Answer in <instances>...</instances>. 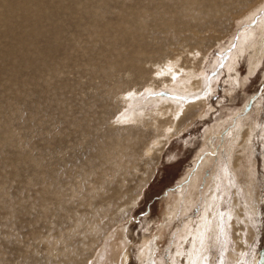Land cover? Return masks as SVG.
Listing matches in <instances>:
<instances>
[{
    "label": "rangeland",
    "instance_id": "374dc122",
    "mask_svg": "<svg viewBox=\"0 0 264 264\" xmlns=\"http://www.w3.org/2000/svg\"><path fill=\"white\" fill-rule=\"evenodd\" d=\"M8 1L9 0H5L4 2V0H0V10L2 9L0 11V14H1L0 15V28L1 29L5 28V30L0 29V41L2 42L0 43V56H1L0 59H2L0 61V79L3 81L2 82L0 80L1 82L0 83L1 85L0 94L2 95V96L0 95V104H1L0 110L2 109L0 111L1 112L0 113V129H1L0 135L3 133V135L0 136V138H3V141L2 139H0V151H1L0 152L1 154L0 155V158H1L0 159V164H1L0 165V178H1L0 180V198H1V201H0V264H104V263L105 264H144V262L146 261V258L144 259L142 257H139L140 255L139 252L142 251L141 247L143 246L144 242H150V243L153 242L156 235H158L159 229L161 227L164 228L165 230L163 231V237L162 239L155 240L154 242L155 247L153 248L155 250L154 254H151L152 250H150L148 259L151 257L152 262L150 264H158L157 261L161 258H163L164 264H170L168 263L170 260L167 255L169 252L168 248L171 247L170 243L174 239L172 238V233H175V232L178 233L180 229L184 227V225L182 224L187 222L189 219L192 221L196 220L199 217V214H201L200 210H202L203 204L205 203V199L203 200L202 198L203 197L206 198L205 194L207 193V190L205 189H208L206 188L208 187L207 186L208 184H210L209 185L210 187L212 186L211 184L212 178L210 179L212 175V170L215 166L216 161L218 163V159H221L223 157L224 151L226 150L225 149L226 140H227L226 138H228L230 133H232L233 125L236 124L237 122H240L242 124L241 120H243L244 128L243 127L241 128L242 129L241 134H240L241 136L239 137V141H238L239 143L237 142L236 147H238L237 150L240 152L239 148L241 146L239 144H241L242 136L246 134L245 129H247V131L250 132V135H249L250 138L248 137L249 145L248 144L246 145L247 146L246 149H248L249 151L246 150L243 153L240 152L241 154V157H240L239 152L235 149V151H237L238 154L236 152H233L234 154L231 155L230 157L231 163L228 162L229 164L228 171H229V174L231 175L230 179L233 182V186L237 184L239 188L238 197H239V202L241 206L240 207L241 210L239 212L240 218H242L243 220L245 218L244 221L241 220V222L238 223L239 225H236L237 229H234L233 231V228H231V230H229L230 232L229 235L231 238L230 244H232V246L230 245L232 251L229 247V252L238 254L237 258L241 259V261L236 260L239 262L236 263L235 261L234 263H232V261H229V257L227 256V254H224L223 264H235V263L236 264H258L261 258L263 257V253H264V54L261 57L260 63L257 66L256 70L252 74H249V71L251 69V66L249 65V63L252 62L251 61L252 54L253 55L256 54V51H255L257 48L256 44L259 42L257 39L258 35H255L256 40H254L255 36L253 38L254 41L252 40L255 49L254 47H249V46H248L249 48L246 47L245 48L246 50H244L243 53L240 55V57L236 59V64L234 68H232L229 72L225 69L226 65L228 64L229 58L231 59L232 56L236 54L238 55V50H237L238 49V39H239L238 37L240 36V33L243 31V29H246L247 31L250 29L251 31V28H252V31H253V28L255 26L254 22L255 23L258 22L259 21L258 19H260V17L262 16L261 10L260 11L258 10L257 12V10L254 8L256 6L254 2H256L257 0H254L251 3L250 1L252 0H232V1L231 0H184V1L183 0H165L166 1L165 3H164V0L162 1L161 0H151V1L148 0V2L147 0H131V1L128 0V2L129 1L130 2L129 3L127 2L126 3L127 5H125L124 3H120V4L118 3L117 5L115 0H106L108 3H111V7L115 5H116L115 7H117L113 10H110L111 13L112 12L115 13L117 12V10L120 11L121 10L120 8L126 9L128 7L126 9L127 12L125 10L124 11L121 10L122 14L125 17V19L122 17V23L120 22V20L118 19L116 20L115 19L116 17H114V19L107 20L108 22L106 21V19H102L103 21L105 20V22H107L106 25H105V22H103L102 20H99L98 22L97 21L93 22V25H90L87 22H84V25H82L83 23L79 24L77 27L74 25L75 28L70 25L73 24L74 18H76L77 15L73 16V13L69 11L70 9H73L75 7L76 3L81 2L80 5L81 4L84 5L87 1H89L86 3L87 5L85 4L86 8L87 6L93 9L94 7H96V9L98 10L102 9L105 12L106 5L104 4H106V1L96 0L95 2V0H79L78 2H76V0H73L74 6H70L72 5V2H71L72 0H67L66 1L67 3L65 2V0L64 2L63 0H58L59 2L56 0H39V1L38 0H29V1L21 0L23 3L20 0H16V1L10 0L9 1L10 3H8ZM97 1L98 2L100 1L99 2L100 4L103 3L101 4V7L99 6V3ZM112 2L114 4H112ZM63 3H65L64 4L65 10L62 9ZM143 3L144 4L146 3V4L143 5ZM249 3L251 5L253 4L254 5L253 6L248 5ZM59 4H62V5H59ZM31 5L33 6V8L31 7ZM10 6L12 8H10ZM27 6H30V8ZM195 6H196V9L194 8ZM249 6H251V8ZM21 7L23 8L24 12H27V11L28 12L27 13L22 12ZM252 8H254L255 10L252 11ZM35 9H37L36 11L38 13L33 12L35 11ZM139 10H142V11L140 12ZM13 11H15L14 12L15 15ZM106 11H109V10H106ZM234 11L236 13H234ZM44 12L47 14H45ZM41 13H42V16H41ZM117 13L119 16L122 15L119 12ZM132 13L134 14L136 13V15H140V16L137 17L135 15L136 17L134 16L135 17L134 18ZM233 13L236 16L234 17V19H231L230 16H233ZM28 14H31V15H28ZM142 15H143V18H145V20L142 18ZM62 17H66V20L64 22L62 20ZM129 17L133 20L134 23ZM228 17L230 18V20ZM247 17L250 19H248ZM77 18L79 17L77 16ZM44 19L47 22H45ZM241 19L243 21H241ZM40 20L46 23L47 25L49 24V26H47V28H44V29L41 28L42 29L41 30L40 28H38V23L39 25L41 24L39 22ZM112 20L115 26H113L114 24L111 22ZM139 20L141 21V24ZM115 21H117V23ZM118 22L120 23L121 26H119ZM126 22L127 24H125ZM143 22L146 24H144ZM25 23L26 25H24ZM27 23L29 25H27ZM109 24L111 25V27ZM130 24H133V25L130 26ZM79 27L82 28L83 32L87 29H88V32L91 31V29L99 32L101 35L100 34L99 35L97 34V35L100 36V38L97 35L96 36L94 35L93 37L92 34H87L88 36L78 35L77 34L78 31L76 30H79V32H82L81 29H78ZM127 27L129 28L127 29ZM144 27L146 28L144 29ZM71 28H73L72 31H70ZM106 28H108L110 32ZM123 28H126L127 30L125 31V29ZM130 28L133 30H130ZM135 28L136 30L137 28L138 30L142 28L139 31L140 32L139 35L141 36L137 35L138 30L136 31ZM102 29H104L105 31L104 30L102 31ZM43 30L44 32L46 30V32L44 33ZM118 30L119 32L121 31V33H119ZM210 30H213V35L215 34V32L219 31V33L218 32L216 33L219 35H215L210 38L209 37L210 34H208ZM104 32L107 33V35ZM113 32L115 33V35L112 34ZM130 32L131 33L133 32V34H131ZM43 33L46 36L47 41H45L44 50H41L39 48L40 47L39 45L41 44H34L32 43V40L34 39L35 36L38 37V35H42ZM75 33L77 35H75ZM145 33H147V37ZM254 33L256 34V31H254ZM2 34L3 35L5 34L4 37ZM108 34H109V38H108ZM122 34L123 35L127 34V36H123V38L125 37L124 39L128 37L129 40L126 39L127 42L126 40L122 38L121 36ZM103 35L107 37L104 38ZM6 36L9 38H7ZM18 36L20 37L18 38ZM118 36H120L121 38ZM79 37L82 39H80ZM5 38H7L10 42H8V40ZM95 38L98 40H96ZM119 38L121 42L118 41ZM135 39L136 41L138 39V42L141 41L142 44L141 43L139 44L138 42L136 43ZM5 40H7L6 43L4 42ZM93 41L94 42L97 41V42H95L94 44ZM103 41H105L106 43ZM108 41L109 43H107ZM122 41L124 43L126 42L127 44L126 43L122 44ZM144 41L147 42L148 45ZM252 41L250 42L252 43ZM255 41H258V42H255ZM85 42H86V45H85ZM88 42H89V47H87ZM99 43H101V45H99ZM103 43L106 45H104ZM251 43L249 45H251ZM73 44H75V46ZM77 44H81L82 46L78 45L79 46L78 48ZM111 44L114 45L113 49L110 46ZM18 45L19 47H17ZM20 45L22 47H20ZM64 45H66V47L68 45H72V46H68L66 48ZM136 45L139 48L140 47L141 48L138 49ZM52 46H54V48ZM91 46H92V50L90 49ZM101 46L103 47V49ZM119 46L120 47L122 46L121 49L118 48ZM149 46H151L150 49H149ZM82 47H85L86 49L84 48V50H82L83 49ZM142 47L145 49V51L141 50ZM70 48H71V51H70ZM106 48L108 49L111 48V49L108 50ZM66 49L70 51V53L73 52L72 50L75 49L74 50L75 52H73L70 55ZM89 49L91 52H93V54L89 51ZM137 49L138 51L139 50L140 51L138 52ZM247 49H248V52H247ZM134 50L135 52L137 51V53H135ZM146 50H147V53H146ZM102 51H103V54H102ZM106 51H110V52L107 53ZM81 52H83L84 54ZM94 52H96L98 55ZM122 52L125 53V55H123ZM117 53L119 57L117 56ZM89 54L90 55L95 54L96 56L94 58L96 60L93 59V56L91 57ZM101 54L103 55V57ZM107 54L110 55L111 59L108 58L109 55ZM130 54H132L131 58H130ZM80 55L81 56L85 55V57L82 58ZM21 56L22 58H20ZM141 56H143L144 59H142ZM14 57H16V59ZM32 57L35 59H33ZM98 57L101 59H99ZM133 57L135 61V62L133 61L134 63L132 62ZM147 58H149V60ZM157 59H160V61L158 62ZM14 60H16L17 63ZM79 60L81 61V63L79 62ZM139 60L140 61L143 60V63L140 62ZM75 62H77L76 63L77 65L75 64ZM214 62L216 63L214 64ZM130 63L132 64V67ZM151 63L153 64V66ZM95 64L98 66H96ZM29 65H30V68H29ZM59 65L61 67H59ZM92 66H96V68ZM101 66H104L107 68L106 69L103 67L104 70L108 74H102L98 72L97 67H101ZM122 66L123 67L127 66V67L125 69ZM211 66L214 68H211ZM25 67L28 68L30 72L27 69H25ZM31 67H33L32 70H31ZM119 67L120 69L121 68L125 69L124 71L123 69H121L123 73L122 71H120V69H117ZM130 67L132 69H130ZM21 68L22 70H20ZM71 68L73 69L76 68V69L71 70ZM83 68H86V69H83ZM148 68H150L149 71H148ZM11 69L12 70L14 69V70L12 71ZM193 69H195L194 76L196 79L195 80L196 83L201 81L200 79L205 76L206 78H209V79L212 78L214 80V81L212 80L213 84L210 85L212 89L210 90V93L207 94V105L205 106V109L203 110L204 112H206V114L203 115V113H199L198 110L202 109L200 105H199L200 107H194L192 109V110H195L194 114H192V116L190 115V117H185V119L180 123V125L178 124L177 128L179 129L178 131H176V134L174 133V135H172L171 137L167 136L165 141L163 140L162 143L157 142L158 141L157 138L163 139L164 137L162 138V136H164V134L161 135L160 130L157 131L156 126L151 124L152 121L150 118L152 117H150L149 115V110L153 109L152 105H150L151 107L144 105L143 106L144 108L143 109L141 108L142 110H144L143 113L140 115L138 119H136L135 116L139 114L138 111L140 109L136 113L134 112V115L131 114L133 112H128L129 113L128 114L126 112L128 105H125L127 102V97L130 94H133L135 95V97L137 95L136 98L141 99L143 96H145V94L143 93V90L146 89L147 87L153 88L154 91H157L156 88L160 90L162 88H165L162 85L163 83L166 84L167 82V84L169 83L174 84L175 82L174 75L177 77V79H179L181 75L186 76L188 75L187 71L193 70ZM82 70L83 71L85 70L84 72L87 73L85 76H83L85 73H83ZM112 70L114 71V74ZM142 70L145 71L146 73L143 72ZM215 70L217 72L219 71L218 74H216ZM165 71H166V74H161ZM75 72H77L76 76H73L75 75L74 74ZM89 72L91 75L88 74ZM96 72L98 73L97 76H96ZM134 72H136L135 73L136 76ZM203 73L205 74V76H203ZM69 74L71 75L70 77H69ZM109 74L111 76H109ZM27 75L28 77H30V79L26 77ZM92 75L94 77L96 76L94 82L93 81L90 82L91 80L89 81V79L92 78ZM21 76L23 77V79ZM5 77H9V78L7 79ZM75 77H77L78 79ZM94 77L92 78V80L94 79ZM118 77L120 78L117 79ZM233 77H236L237 81H239L240 84L238 87L232 86L231 85L232 83L229 82L233 79ZM83 78L88 79V81ZM105 78L107 79V82ZM25 80L28 82H26ZM114 80L115 81L117 80L118 82L113 83L112 81ZM150 80L153 83H151ZM193 80L194 79L190 80V83H193ZM103 81L104 83H102ZM9 82H12V83H9ZM22 82L24 84H22ZM87 83L91 85H88ZM13 84H14V87H13ZM21 85H24V86L26 85L25 86L26 88ZM36 85L39 86V89ZM120 85L122 86V88ZM31 86H33L34 88ZM79 86L81 87V90ZM1 87L2 89L5 88L6 90L5 91L4 89L2 90ZM170 88L174 90L172 87ZM174 88L176 89V86H174ZM8 89L10 90L8 91ZM27 89L28 91H30L31 96L28 94L29 93L28 91L26 92ZM42 89L45 90L46 92L43 91ZM60 89H62V91ZM100 89H102L101 93H100ZM16 90H18V92H16ZM33 90L34 91L37 90V91L33 92ZM63 91H64L63 94L65 95L64 98L62 97L63 94L61 93ZM85 91H87L88 93ZM112 91L114 95H111ZM22 93L26 94L27 97H25V95L23 96ZM35 94L39 96H35ZM154 94L155 93H153V95ZM19 95L21 98L19 97ZM109 95H111V97ZM22 96L25 97V99L22 98ZM43 96L46 99H44ZM113 96H116V97H113ZM8 97L10 98L8 99ZM28 97H30L29 100H28ZM112 97L113 99H110ZM41 98L44 100H42ZM107 98H109L111 101ZM21 99H22V104H21ZM79 99L82 101H80ZM12 100L13 101L15 100L14 101L15 104H18V103L20 104L15 105ZM27 100L28 102L25 103ZM105 101L107 102L109 101V102L107 103ZM2 104L4 106H2ZM31 104H33L32 105L33 107H31ZM138 106L139 105H137L136 107ZM78 107L79 109L80 107L81 109H85L86 112L84 110H80L81 112L80 111L78 112L77 111L79 110ZM31 108L32 110H30ZM147 108L149 110H147ZM18 109L22 111L19 112ZM23 109H25L27 112ZM123 111L125 113H123ZM11 112H12V115H11ZM140 112L142 111L140 110ZM144 112H146L145 118L143 116L145 114ZM79 113L81 114V116ZM44 114H46V116ZM15 115L17 116L15 117ZM23 115H25L26 117ZM130 115H132L133 118ZM117 116L118 117L120 116V117L118 118ZM181 117L182 116H180L178 120ZM3 119H6V121L4 122ZM46 119L50 120V122L47 121ZM157 120L159 121V118H157ZM9 121H11L10 124H7V122ZM14 121L18 124L17 125L15 123V126L17 125L18 127L17 130L13 124ZM31 121L35 122L36 125L34 123H31ZM113 122H114V125L112 126ZM134 122L136 124H134ZM52 123L55 125H52ZM146 123L148 125H152V128L151 126H142V125H147ZM78 124L79 125L82 124V125L79 126ZM25 125L27 126V128H25ZM159 125L167 126V121L163 120L162 122H160ZM128 129L130 130V132L128 131ZM77 130H79V132ZM123 133L125 136L121 135ZM91 135L93 136V138H90L92 137ZM167 138H168V141H166ZM210 138H212V141L213 140L214 141L212 143V146L209 147L207 144L209 142L208 139ZM206 145L209 150L211 149L215 150V156H213V158L207 164L208 167L202 164L205 158V153H209V152H206L204 149ZM109 146L112 148H110ZM101 147L103 148V153L101 151L102 150ZM215 147L218 149H216ZM107 148L109 149L110 152L107 150ZM77 150H78V153H77ZM100 151L104 157L106 155L105 152L107 151L106 152L107 158L105 157V160H103L104 158L100 154ZM24 154H25V158L28 159L29 161H26V159L24 158ZM1 156L3 157L5 156L4 159H2L3 157ZM60 159L63 160L62 162H59V164H62V167H60L58 164V160ZM110 160H112L113 162ZM221 160H220V166L223 163V161L226 162V160H223V161ZM8 161H9V164H8ZM98 161L99 163H97ZM101 163H103L105 166L102 165ZM236 164L240 165L242 169L250 170V172L246 173L248 175V176L246 175L247 178H243L241 174H239L240 177L238 176L239 178L238 183L235 182V178L237 175L235 174L234 168ZM14 165H16V167ZM20 165H22V167H20ZM6 166L8 167L6 168ZM92 166L95 167L94 170L92 169L93 168ZM26 167H28L29 169ZM107 167L109 168V170L105 172V169ZM198 167H201V169ZM20 168L23 171V173L20 170ZM119 168H123V169L119 170ZM12 169H15V170H12ZM98 169L99 171H97ZM124 169L126 172L123 171ZM102 171L103 173H101ZM114 171H116L117 174ZM188 176H190V179H188ZM195 176L198 177L199 179L195 186L197 188L200 187L197 189L198 191H196V188L193 191V192L195 191L197 192V194H195L196 192L193 193L195 208L192 207L193 210H191L187 214V216L182 217V218L179 216L180 214L178 211L177 212L179 214V215L177 214L178 219L172 221L173 223L170 226L166 225L167 224L166 216H168V213L170 211L168 207L174 204L173 201L176 200L175 203L179 205L180 203H184L185 201L190 200V196L193 195L191 194L192 191H191V188L189 187V184H187V181L191 182L193 180V177ZM91 177L92 178L94 177V178L92 179ZM14 179L15 181H13ZM89 179L90 181L88 182ZM94 179L97 180L96 184L101 182L100 180L109 181L110 183L113 182V185H111L110 190L105 189V191H103V198L101 199L103 204H101V206L100 205L95 206L96 202H98V200H100L101 198L100 197L101 193H99L97 195L98 198L94 200H92L93 198L92 196L85 195V194L90 193V191L93 189V185L94 186L96 185ZM244 179H247L249 181L248 182L249 184L247 185L248 187H250L249 185L251 184L250 188L252 189V192L254 193V196L253 194L252 196L256 200V208L255 210H253L254 213L251 215L249 214L252 212L249 208L250 206L248 204V200L245 197L244 191H242ZM251 181H253V183ZM17 182L19 186L16 185ZM24 182H26L25 185H24ZM88 183L90 184V186L88 185ZM6 186L7 188L9 186V188L7 189ZM181 188L182 190H180ZM116 190L122 193L121 200L116 199V194H115ZM74 191H75V194H74ZM82 192H86V193H82ZM187 192L188 194H186ZM252 192L250 191L249 194H251ZM174 194L175 195L177 194V195L175 196ZM5 197L7 200L5 199ZM175 197L177 198L175 199ZM77 198L78 200H76ZM13 199L15 200L13 201ZM68 201H69L70 206H67ZM45 202H47L46 203L47 205L45 204ZM56 202L58 205H56ZM199 202L201 203L199 204ZM133 203L135 204L132 206ZM63 204H65V206ZM51 205H54V206H51ZM73 205H74V208L72 207ZM226 205H228V203L226 202L221 204V208L223 211L229 207V205L228 206ZM91 207L92 208L94 207V209H91ZM123 207L124 208L126 207L127 209L126 208L124 209ZM88 208H90L91 211ZM120 208H123V213L118 214L119 213L118 209L120 210ZM176 210H179V208ZM46 212L47 214H45ZM76 212L78 214H76ZM114 213L116 214V216H114L115 215ZM247 213L249 214V216H252V215L253 216L249 218ZM41 215H44L45 217ZM104 217L106 218L103 219ZM81 218L85 222L83 221L82 223ZM61 224L63 226H60ZM93 224H99V227L101 230L99 229V234H98V237L96 238V241L91 243L86 240V237H89L92 235L91 232L88 231V228L91 227ZM65 225L69 226L70 228L68 227L69 228L68 229ZM101 226L103 228H101ZM231 226L233 225L231 224ZM72 228H73L72 231L74 232H71ZM113 230H118V232H115L118 235L116 234L117 236L114 238V240L109 242V245H113V247L115 244V249L112 250L113 252L108 255L105 252V249L107 248H105L104 246L105 244L104 239L108 237V235L111 234ZM237 230H239L242 233V237H240V240L242 241H241V244H239V247L237 246L238 242L236 244L235 240L233 239V237L237 233ZM243 235H244V238H243ZM78 237L80 241L79 242L80 246L85 247V248L80 249L81 251H83L79 255L80 259L75 256L74 257L70 256L77 248L76 245L78 243V240H77ZM60 239L63 240L64 242L63 244H61ZM233 240L234 242H232ZM118 241L119 242L122 241V243L119 244ZM213 243H214L213 240H211L210 243L208 244V247H209L208 252H207L208 261L213 260V264H219V261L221 259L219 256L220 251L217 250V248L214 246ZM117 244H119L118 246L119 248L117 247ZM190 245H191V240L190 241L187 240L185 244L180 246L181 248L183 247L181 251L183 250L184 252L182 251L179 256L178 255L176 256L178 260L177 264H185L187 261H190V260L196 262V255H195L196 253L193 256H189L187 258V256L190 255L189 253ZM121 250H122V253H121ZM243 251H244V254H242ZM239 255H244V256L240 258L241 256ZM96 257L98 259H96ZM198 259H200V257ZM67 261L69 262L67 263ZM263 261H264V258H263ZM262 264H264V262Z\"/></svg>",
    "mask_w": 264,
    "mask_h": 264
},
{
    "label": "bare ground",
    "instance_id": "6f19581e",
    "mask_svg": "<svg viewBox=\"0 0 264 264\" xmlns=\"http://www.w3.org/2000/svg\"><path fill=\"white\" fill-rule=\"evenodd\" d=\"M10 1V0H9ZM8 1V3H10ZM16 1V0H15ZM21 1V0H20ZM27 1V0H26ZM29 1V0H28ZM39 1V0H38ZM56 1H58V0H56ZM67 0H65V2H66ZM79 0H76V2H78ZM104 1H106V0H104ZM131 1V0H130ZM129 1V2H130ZM149 1H151V0H149ZM162 1V0H161ZM184 1V0H183ZM232 1V0H231ZM254 0H252V1H250V3L251 2H253ZM4 2H5V0H4ZM12 2V1H11ZM22 2V1H21ZM36 2V1H35ZM59 2V1H58ZM63 2H64V0H63ZM72 2V5H70V6H74V2H73V0L71 1ZM84 2V1H83ZM87 2H89V1H87ZM86 2V3H87ZM91 2V1H90ZM94 2V1H93ZM95 2H96V0H95ZM98 2V1H97ZM100 2V1H99ZM98 2V3H99ZM115 2L117 3V5H118V3L120 4V3H124L125 5H127L126 3L128 2V0H115ZM128 2V3H129ZM147 2H148V0H147ZM146 2V3H147ZM166 1L164 0V3H165ZM16 3V2H15ZM23 3V2H22ZM67 3V2H66ZM80 3L81 2H78V3H76V5H75V7L73 8V9H70V11L69 12H71V13H73V16H78L79 18H77V16H76V18H74V21H73V24L72 25H70V26H73L74 27V25L77 27L79 24H82V25H84V22H87L88 24H90V25H93V22H95V21H99V20H102V19H106V21L107 20H109V19H114V17H116L115 19L117 20H120V22L122 23V17L125 19V17H124V15L122 14V11L121 10H125L126 11V9L128 8L127 6V8L126 9H122V8H120L121 10V12L120 11H118L117 10V12H119V13H121L120 15L121 16H119L118 15V13L117 12H115V13H111L110 12V10H113V9H115V8H117V7H115V6H112L111 7V3H108L107 1H106V4H104V5H106V10H109V11H106L105 10V12L102 10V9H96V7H94V9L93 8H91V7H88L87 6V8L85 7V4L83 5V4H81L80 5ZM115 3V4H116ZM136 3V2H135ZM145 3V4H146ZM248 4V5H251V4ZM255 3V9L257 10V12H258V10L260 11L261 10V14H262V16L260 17V19H258L259 21L258 22H254V24H255V26H254V28H253V31H252V28H251V31H250V29L247 31L246 29H243V31L240 33V36L238 37L239 39H238V55L236 54V55H234V56H232V58L230 59L229 58V61H228V64L226 65V67H225V69L229 72L232 68H234V66H235V64H236V59L238 58V57H240V55L243 53V51L244 50H246L245 48L246 47H254V44H253V41L254 40H256V36L255 35H258L257 36V39H258V41H255V42H258L257 44H256V54H252V58H251V63H249V65L251 66V69H250V71H249V74H252L255 70H256V68H257V66L259 65V63H260V59H261V57L263 56V54H264V0H257L256 2H254ZM3 4V3H2ZM17 4H19V3H17ZM31 4V3H30ZM64 4L65 3H63V7H62V9H64ZM101 4H103V3H101ZM101 4L99 3V6L101 7ZM112 4H114L113 2H112ZM144 3H143V5H145ZM4 5H5V3H4ZM27 5V4H26ZM33 5V4H32ZM31 5V7L33 8V6ZM56 5V4H55ZM58 5V4H57ZM59 5H62V4H59ZM67 5V4H66ZM65 5V6H66ZM87 5V4H86ZM90 5H91V3H90ZM134 5V4H133ZM136 5V4H135ZM142 5V4H141ZM148 5V4H147ZM194 5V4H193ZM254 5V4H253ZM253 5H251V6H253ZM17 6V5H16ZM41 6V5H40ZM43 6V5H42ZM140 6V5H139ZM138 6V7H139ZM251 6H249L250 8H251ZM27 7H29L30 8V6H27ZM36 7V6H35ZM34 7V8H35ZM38 7H39V5H38ZM132 7V6H131ZM142 7V6H141ZM190 7H191V5H190ZM248 7V8H249ZM10 8H12L11 6H10ZM28 8V9H29ZM60 8V7H59ZM123 8H125V7H123ZM195 9H196V6L194 7ZM254 8H252V11L253 10H255ZM21 9H22V12H24L23 11V8L21 7ZM44 9V8H43ZM132 9V8H131ZM135 9V8H134ZM189 9V8H188ZM198 9V8H197ZM2 10V9H1ZM0 10V11H1ZM25 10V9H24ZM37 9H35V11H33V12H36V13H38L37 11H36ZM65 10V9H64ZM136 10V9H135ZM192 10H193V8H192ZM245 10V9H244ZM67 11V10H66ZM140 12L142 11V10H139ZM190 11H191V9H190ZM15 11H13V13H14ZM28 12V11H27ZM27 12H24V13H27ZM30 12V11H29ZM127 12V11H126ZM133 12V11H132ZM242 12V11H241ZM3 13V12H2ZM45 13V12H44ZM43 13V14H44ZM190 13V12H189ZM195 13V12H194ZM234 13H236L235 11H234ZM234 13H233V16H230V18L231 19H234V17L236 16V15H234ZM252 13V12H251ZM250 13V14H251ZM45 14H47V13H45ZM67 14V13H66ZM65 14V15H66ZM129 14V13H128ZM138 14H139V12H138ZM1 15V14H0ZM8 15V14H7ZM14 15H15V13H14ZM28 15H31V14H28ZM40 15V14H39ZM64 15V14H63ZM132 15H133V17L136 15V13L134 14V13H132ZM145 15V14H144ZM232 15V14H231ZM38 16V15H37ZM41 16H42V13H41ZM46 16V15H45ZM137 17L138 16H140V15H136ZM135 16V17H136ZM148 16V15H147ZM217 16V15H216ZM21 17V16H20ZM134 17V18H135ZM145 17V16H144ZM194 17H195V15H194ZM254 17V16H253ZM2 18V17H1ZM15 18V17H14ZM18 18V17H17ZM23 18V17H22ZM36 18V17H35ZM45 18V17H44ZM60 18V17H59ZM69 18V17H68ZM126 18H127V16H126ZM130 18V17H129ZM142 18H143V15H142ZM229 18V17H228ZM230 18H229V20H230ZM248 18V17H247ZM34 19V18H33ZM131 19V18H130ZM129 19V20H130ZM144 20H145V18H143ZM239 19V18H238ZM245 19V18H244ZM248 19H250V18H248ZM62 20H63V22L66 20V17H62ZM70 20V19H69ZM82 20H84V21H82ZM128 20V21H129ZM132 20V19H131ZM143 20V21H144ZM197 20V19H196ZM228 20V19H227ZM247 20V19H246ZM24 21V20H23ZM44 21H45V19H44ZM103 21V20H102ZM140 21V20H139ZM241 21H243L242 19H241ZM245 21V20H244ZM4 22V21H3ZM7 22V21H6ZM11 22V21H10ZM32 22V21H31ZM41 24L39 25V23H38V28H47V26H49V24L47 25L46 23H44L43 21H39ZM45 22H47V21H45ZM50 22V21H49ZM58 22H60V21H58ZM71 22V21H70ZM103 22H105V20L103 21ZM108 22V21H107ZM107 22H105V25H106V23ZM112 23H113V20L111 21ZM111 22H109V23H111ZM116 23H117V21H115ZM132 22H133V20H132ZM158 22V21H157ZM252 22V21H251ZM8 23V22H7ZM92 23V24H91ZM119 23V22H118ZM129 23H131V22H129ZM134 23V22H133ZM144 23V22H143ZM142 23V24H143ZM199 23H200V21H199ZM201 23H203V22H201ZM247 23V22H246ZM65 24V23H64ZM67 24H69V23H67ZM100 24H101V22H100ZM114 24V23H113ZM112 24V25H113ZM124 24V23H123ZM125 24H127V22L125 23ZM124 24V25H125ZM140 24H141V21H140ZM144 24H146V23H144ZM245 24V23H244ZM3 25H4V23H3ZM24 25H26V23L24 24ZM27 25H29L28 23H27ZM87 25V24H86ZM97 25V24H96ZM95 25V26H96ZM102 25H103V23H102ZM110 25V24H109ZM123 25V26H124ZM131 25H133V24H130V26ZM250 25H252V24H250ZM69 26V27H70ZM113 26H115V24L113 25ZM119 26H121L120 25V23H119ZM202 26V25H201ZM35 27V26H34ZM53 27V26H52ZM55 27V26H54ZM83 27V26H82ZM89 27V26H88ZM92 27V26H91ZM103 27H105V26H103ZM102 27V28H103ZM110 27H111V25H110ZM140 27V26H139ZM138 27V28H139ZM50 28V27H49ZM75 28V27H74ZM109 28V27H108ZM108 28H106V29H108ZM121 28V27H120ZM129 27H127V29H128ZM132 28V27H131ZM130 28V30H133V29H131ZM138 28H137V30H138ZM143 28V27H142ZM142 28H140V30L142 29ZM146 27H144V29H145ZM1 29V28H0ZM3 29V28H2ZM1 29V30H2ZM36 29V28H35ZM68 29H70V28H68ZM78 29H81V31L82 32H79V30H76V31H78L77 32V34L78 35H85V36H88L87 34H92L93 35V37H94V35L96 36L97 34L99 35L100 33L99 32H97V31H95V30H92L91 28H89V29H91V31H89L88 32V29L87 30H85L84 32H83V30H82V28H78ZM123 29H125V31L127 30L126 28H123ZM143 29V30H144ZM3 30H5V28L3 29ZM42 30V29H41ZM56 30V29H55ZM73 30V28H71V30L70 31H72ZM97 30V29H96ZM104 29H102V31H103ZM109 30V29H108ZM122 30V29H121ZM135 30H136V28H135ZM136 30V31H137ZM140 30H138V32L140 31ZM142 30V31H143ZM7 31V30H6ZM27 31V30H26ZM75 31V32H76ZM86 31H87V33H86ZM105 31V30H104ZM112 31H114V30H112ZM216 31V30H215ZM254 31H256V34L254 33ZM21 32V31H20ZM43 32H44V30H43ZM45 32H46V30H45ZM44 32V33H45ZM49 32V31H48ZM53 32V31H52ZM58 32V31H57ZM109 32H110V30H109ZM118 32H119V30H118ZM137 32V35H139L140 34V32L138 33ZM147 32H149V31H147ZM218 33H219V31H217ZM217 32H215V34L213 35V30H210L209 32H208V34H210L209 35V37L211 38V37H213V36H215V35H219V34H216ZM4 33H6V32H4ZM28 33V32H27ZM44 33L42 34V35H38V37H34V39L32 40V43H34V44H41V45H43V46H41V45H39L40 47V49L41 50H44V48H45V41H47L46 40V36L44 35ZM69 33V32H68ZM105 33V32H104ZM119 33H121V31L119 32ZM124 33V32H123ZM126 33V32H125ZM131 33V32H130ZM136 33V32H135ZM8 34V33H7ZM48 34V33H47ZM76 33H75V35H77ZM106 35H107V33H105ZM112 34H114L115 35V33L113 32ZM116 34H117V32H116ZM131 34H133V32L131 33ZM142 34V33H141ZM146 34V37H147V33H145ZM221 34V33H220ZM3 35V34H2ZM5 35V34H4ZM4 35H3V37H4ZM14 35V34H13ZM17 35V34H16ZM97 35V36H98ZM101 35V34H100ZM130 35V34H129ZM144 35V34H143ZM142 35V36H143ZM10 36V35H9ZM104 36V35H103ZM122 36V38H123V36H127V34H125V35H121ZM139 36H141V35H139ZM145 36V35H144ZM143 36V37H144ZM254 36H255V38H254ZM7 37V36H6ZM12 37V36H11ZM20 36H18V38H19ZM81 37V36H80ZM79 37V38H80ZM90 37H91V35H90ZM99 38H100V36H98ZM102 37V36H101ZM107 37V36H106ZM105 36H104V38H106ZM118 37H120V36H118ZM195 37V36H194ZM7 38H9V37H7ZM7 38H5V39H7ZM13 38V37H12ZM15 38H16V36H15ZM53 38V37H52ZM82 38H83V36H82ZM82 38H80V39H82ZM85 38V37H84ZM97 38V37H96ZM95 38V39H96ZM103 38V39H104ZM108 38H109V34H108ZM121 38V37H120ZM120 38H119V40L118 41H120L121 42V40H120ZM125 38V37H124ZM123 38V39H124ZM151 38V37H150ZM253 38H254V40H253ZM54 39V38H53ZM93 39V38H92ZM91 39V40H92ZM116 39V38H115ZM126 39H128V37L126 38ZM126 39H124V40H126ZM141 39V38H140ZM3 40V39H2ZM8 40V39H7ZM7 40H5L4 42L6 43V41ZM55 40V39H54ZM84 40V39H83ZM82 40V41H83ZM94 40V39H93ZM96 40H98V39H96ZM105 40V39H104ZM129 40V39H128ZM144 40V39H143ZM143 40H142V42H143ZM253 40V41H252ZM34 41V42H33ZM60 41V40H59ZM78 41H79V39H78ZM81 41V42H82ZM135 41H136V39H135ZM140 41V40H139ZM148 41V40H147ZM250 41H252V43L250 42ZM8 42H10L9 40H8ZM7 42V43H8ZM49 42V41H48ZM61 42V41H60ZM90 42V41H89ZM89 42H88V46L87 47H89ZM94 42V41H93ZM95 42H97V41H95ZM95 42H94V44H95ZM100 42V41H99ZM103 42H105V41H103ZM119 42V43H120ZM126 42H127V40H126ZM125 42V43H126ZM138 42V39H137V41H136V43ZM145 42V41H144ZM0 43H2L1 41H0ZM14 43V42H13ZM21 43V42H20ZM47 43V42H46ZM66 43V42H65ZM71 43V42H70ZM69 43V44H70ZM74 43V42H73ZM78 43V42H77ZM80 43V42H79ZM83 43V42H82ZM92 43V42H91ZM106 43V42H105ZM107 43H109V41L107 42ZM111 43V42H110ZM113 43V42H112ZM123 41H122V44H125ZM131 43V42H130ZM139 44L141 43V41L140 42H138ZM146 44H147V42H145ZM251 43V45H249ZM49 44V43H48ZM55 44V43H54ZM67 44H68V42H67ZM76 44V43H75ZM75 44H73L74 46H75ZM104 44V43H103ZM115 44V43H114ZM127 44V43H126ZM138 44V45H139ZM142 44V43H141ZM145 44V45H146ZM28 45V44H27ZM78 45H80V46H82L81 44H77V47L79 48V46ZM85 45H86V42H85ZM99 45H101V43H99ZM104 45H106V44H104ZM148 45V44H147ZM146 45V46H147ZM55 46V45H54ZM54 46H52L53 48H54ZM65 47H66V45H64ZM64 46H63V48H64ZM68 46H72V45H68ZM67 46V47H68ZM74 46H73V48H74ZM84 46V45H83ZM111 46V48L113 49L114 47V45L113 44H111L110 45ZM125 46V45H124ZM128 46V45H127ZM145 46V47H146ZM17 47H19V45L17 46ZM20 47H22L21 45H20ZM29 47V46H28ZM27 47V48H28ZM31 47V46H30ZM47 47H48V45H47ZM66 47V48H67ZM76 47V48H77ZM102 47V46H101ZM100 47V48H101ZM122 47V46H121ZM121 47L119 46L118 48H120L121 49ZM136 47L138 48V49H140L137 45H136ZM136 47H135V49H136ZM150 47L151 46H149V49H150ZM248 47V48H249ZM81 48V47H80ZM83 49L82 50H84V48L85 47H82ZM105 48V47H104ZM111 48H109V49H111ZM126 48V47H125ZM20 49V48H19ZM48 49V48H47ZM46 49V50H47ZM86 49V48H85ZM91 50H92V46H91V48H90ZM90 49H89V51H90ZM102 49H103V47H102ZM106 49H108V48H106ZM108 49V50H109ZM138 49H137V51H138ZM253 49V48H252ZM251 49V50H252ZM254 49H255V47H254ZM17 50V49H16ZM36 50V49H35ZM67 50V49H66ZM75 50V49H74ZM74 50H72L73 52H75ZM81 50V49H80ZM97 50H99V49H97ZM126 50V49H125ZM141 50H144L145 51V49L142 47V49ZM250 50V51H251ZM24 51H26V50H24ZM23 51V52H24ZM68 51V50H67ZM70 51H71V48H70ZM70 51H68L69 52V54L71 55L73 52H71L70 53ZM77 51V50H76ZM94 51V50H93ZM111 51V50H110ZM110 51H106L107 53L108 52H110ZM116 51V50H115ZM119 51V50H118ZM137 51L135 52V50H134V52L135 53H137ZM140 51V50H139ZM138 51V52H139ZM18 52H20V51H18ZM66 52V51H65ZM84 52V51H83ZM83 52H81V53H83ZM91 52V51H90ZM89 52V53H90ZM247 52H248V49H247ZM92 54H93V52H91ZM90 53V54H91ZM94 53H96V52H94ZM112 53V52H111ZM120 53V52H119ZM123 53V52H122ZM130 53H132V52H130ZM142 53V52H141ZM145 53V52H144ZM146 53H147V50H146ZM255 53V52H254ZM14 54V53H13ZM16 54H18V53H16ZM31 54V53H30ZM35 54V53H34ZM68 54V55H69ZM74 54H76V53H74ZM84 54V53H83ZM82 54V55H83ZM89 54V55H90ZM97 54V53H96ZM102 54H103V51H102ZM101 54V55H102ZM106 54V53H105ZM110 54V53H109ZM109 54H107V55H109ZM129 54V53H128ZM250 54V53H249ZM248 54V55H249ZM2 55V54H1ZM25 55V54H24ZM33 55V54H32ZM65 55V54H64ZM69 55V56H70ZM87 55V54H86ZM98 55V54H97ZM123 55H125V53H123ZM131 55L132 54H130V58H131ZM133 55H135V54H133ZM140 55V54H139ZM146 55V54H145ZM245 55V54H244ZM11 56V55H10ZM26 56V55H25ZM29 56V55H28ZM68 56V57H69ZM79 56V55H78ZM81 56V55H80ZM91 57L93 56V59H95L94 57L96 56L95 54L94 55H90ZM117 56H118V53H117ZM129 56V55H128ZM148 56V55H147ZM1 57V56H0ZM8 57V56H7ZM35 57V56H34ZM75 57V56H74ZM82 58L83 57H85V55L84 56H81ZM102 57H103V55H102ZM119 57V56H118ZM138 57V56H137ZM142 57V59H144L143 58V56H141ZM15 59H16V57H14ZM20 58H22V56L20 57ZM26 58V57H25ZM28 58V57H27ZM33 58V57H32ZM36 58V57H35ZM35 58H33V59H35ZM61 58H62V56H61ZM80 58V57H79ZM99 58V57H98ZM97 58V59H98ZM108 58H110V55H109V57ZM126 58V57H125ZM128 58V57H127ZM151 58V57H150ZM249 58V57H248ZM11 59V58H10ZM10 59H8V60H10ZM40 59V58H39ZM69 59V58H68ZM92 59V58H91ZM99 59H101V58H99ZM98 59V60H99ZM111 59V58H110ZM110 59H109V61H110ZM133 59V60H132ZM131 60H132V62L134 61V57L132 58ZM148 60H149V58H147ZM2 59H0V61H1ZM7 60V61H8ZM12 60H13V58H12ZM72 60V59H71ZM71 60H69V61H71ZM96 60V59H95ZM97 60V61H98ZM113 60V59H112ZM122 60V59H121ZM124 60V59H123ZM137 60H138V58H137ZM151 60V59H150ZM250 60V59H249ZM15 62H16V60H14ZM102 61V60H101ZM115 61H116V59H115ZM115 61H114V63H115ZM130 61V60H129ZM140 61V60H139ZM147 61V60H146ZM157 61L159 62L160 61V59H157ZM175 61V60H174ZM21 62V61H20ZM28 62V61H27ZM54 62H56V61H54ZM68 62V61H67ZM78 62V61H77ZM77 62H75V64L77 63ZM79 62L81 63V61L79 60ZM89 62V61H88ZM91 62V61H90ZM96 62V61H95ZM103 62V61H102ZM111 62H113V61H111ZM135 62V61H134ZM133 62V63H134ZM140 62H142L143 63V60H141ZM157 62V63H158ZM217 62V61H216ZM216 62H214V64L216 63ZM249 62V61H248ZM17 63V62H16ZM22 63V62H21ZM29 63V62H28ZM36 63V62H35ZM104 63H105V61H104ZM103 63V64H104ZM110 63V62H109ZM114 63H113V65H114ZM120 63V62H119ZM149 63V62H148ZM52 64H54V63H52ZM70 64V63H69ZM72 64V63H71ZM112 64V63H111ZM131 64V63H130ZM147 64V63H146ZM145 64V65H146ZM152 64V63H151ZM65 65H66V63H65ZM77 65V64H76ZM91 65V64H90ZM93 65V64H92ZM96 65V64H95ZM110 65V64H109ZM127 65V64H126ZM144 65V66H145ZM1 66H3V65H1ZM38 66V65H37ZM41 66V65H40ZM71 66H73V65H71ZM71 66H69V67H71ZM89 66V65H88ZM96 66H98V65H96ZM96 66H92V67H94V68H96ZM128 66H129V64H128ZM135 66V65H134ZM133 66V67H134ZM152 66H153V64H152ZM157 66V65H156ZM59 67H61L60 65H59ZM90 67V66H89ZM91 67V68H92ZM104 66H101V67H97V70H98V72H100V73H102V74H108L105 70H104V68H106V67H104ZM121 67V66H120ZM120 67L119 68H117V69H120ZM123 67V66H122ZM127 67V66H126ZM126 67H123V68H125L126 69ZM131 67H132V64H131ZM130 67V69H132ZM137 67V66H136ZM149 67V66H148ZM159 67V66H158ZM194 67V66H193ZM29 68H30V65H29ZM40 68V67H39ZM123 68H121V69H123ZM211 68H214V67H212L211 66ZM25 69H27L28 71H29V69L28 68H26L25 67ZM33 69V67H31V70ZM73 68H71V70H72ZM76 69V68H75ZM75 69H73V70H75ZM83 69H86V68H83ZM88 69V68H87ZM107 69V68H106ZM120 69V71H122ZM125 69H123V71L125 70ZM135 69V68H134ZM141 69H143V68H141ZM146 69V68H145ZM149 69L150 68H148V71H149ZM12 70V69H11ZM14 70V69H13ZM12 70V71H13ZM20 70H22V68L20 69ZM69 70V69H68ZM79 70V69H78ZM92 70V69H91ZM115 70V69H114ZM168 70V69H167ZM166 70V71H167ZM220 70V69H219ZM55 71V70H54ZM81 71V70H80ZM83 71V70H82ZM85 71V70H84ZM83 71V73H85L83 76H85L87 73L86 72H84ZM90 71V70H89ZM95 71V70H94ZM117 71H119V70H117ZM123 71H122V73H123ZM127 71V70H126ZM143 71V70H142ZM147 71V72H148ZM166 71L165 72H163V73H161V74H166ZM201 71V70H200ZM216 71V70H215ZM5 72V71H4ZM30 72V71H29ZM57 72V71H56ZM62 72V71H61ZM70 72V71H69ZM91 72V71H90ZM90 72L88 73V74H90ZM112 72H113V74H114V71L112 70ZM143 72H145V71H143ZM219 72V71H218ZM218 72L216 71V74H218ZM27 73V72H26ZM59 73V72H58ZM72 73V72H71ZM76 73L77 72H75L74 74L75 75H73V76H76ZM80 73V72H79ZM82 73V74H83ZM126 73V72H125ZM125 73H124V75H125ZM128 73H130V72H128ZM136 72H134V74H135ZM146 73V72H145ZM187 73H188V75H181V77L179 78V79H177V77L174 75V80H175V82H174V84H171V83H169V84H167V82H166V84L165 83H163L162 85H163V87H165V88H162V89H160V90H158L157 88H156V90L157 91H154L153 90V88H149V87H144V88H146V89H144L143 90V93L145 94V96H143L141 99H139V98H136L137 97V95H136V97H135V95H133V94H130L128 97H127V102H126V104L125 105H128V107H127V110H126V112L128 113V112H133V113H131L132 115H134V112L136 113L139 109L142 111V112H140V110L138 111V113L139 114H137L136 116H135V118L136 119H138L139 117H140V115L143 113V111L144 110H142L144 107V105L145 106H150V105H152V107H153V109L152 110H149L148 108H147V110H149V115H150V117H152V118H150L151 119V121L153 122H151V124L152 125H154V126H156V130L157 131H159L160 130V134L162 135V134H164V136H162V138L163 139H159V138H157V142H161L162 143V141L164 140L165 141V139H166V137L167 136H169V137H171L172 135H174V133L176 134V131H178V129L179 128H177V126H178V124L180 125V123L185 119V117H190V115L192 116V114H194V111L195 110H192L194 107H200L201 106V108L202 109H200L201 110V112H200V110H198L199 111V113H203V115H205L206 114V112H204L203 110L205 109V106L207 105V94H209L210 93V90L212 89L211 87H210V85H212L213 83H212V78L211 79H209V78H206V76H205V74L203 73V76H205V77H203V78H201L200 80L201 81H199L198 83H196L195 82V69H193V70H189V71H187ZM193 73V74H192ZM29 74V73H28ZM32 74V73H31ZM40 74V73H39ZM55 74V73H54ZM67 74H68V72H67ZM81 74V73H80ZM93 74V73H92ZM97 72H96V76H97ZM133 74V73H132ZM138 74V73H137ZM215 74V75H216ZM18 75V74H17ZM91 75V74H90ZM101 75V74H100ZM99 75V76H100ZM128 75V74H127ZM13 76H14V74H13ZM12 76V77H13ZM20 76V75H19ZM23 76H25V75H23ZM41 76V75H40ZM60 76V75H59ZM64 76V75H63ZM71 75L69 74V77H70ZM82 76V77H83ZM95 76V77H96ZM109 76H111L110 74H109ZM135 76H136V74H135ZM146 76V75H145ZM214 76V75H213ZM22 77V76H21ZM26 77H28V75L26 76ZM25 77V78H26ZM87 77H88V75H87ZM86 77V78H87ZM91 77V76H90ZM94 76L92 75V78H93ZM95 77H94V79L92 80V78L91 79H89V81L90 82H94L95 81ZM108 77V76H107ZM137 77H139V76H137ZM143 77V76H142ZM239 77V76H238ZM5 78H9V77H5ZM14 78H15V76H14ZM14 78H12V79H14ZM19 78V77H18ZM29 79H30V77H28ZM72 78V77H71ZM75 78H77V77H75ZM81 78V77H80ZM86 78H83V79H85V80H87L88 81V79H86ZM103 78V77H102ZM113 78V77H112ZM120 77H118L117 79H119ZM150 78V77H149ZM11 79V78H10ZM9 79V80H10ZM22 79H23V77H22ZM21 79V80H22ZM65 79H67V78H65ZM78 79V78H77ZM104 79V78H103ZM106 79V78H105ZM110 79V78H109ZM136 79V78H135ZM139 79V78H138ZM162 79V78H161ZM165 79V78H164ZM192 79H194L193 80V83H190V80H192ZM1 80V79H0ZM3 80H4V78H3ZM27 80V79H26ZM25 80V81H26ZM80 80V79H79ZM137 80V79H136ZM135 80V81H136ZM140 80V79H139ZM145 80V79H144ZM157 80V79H156ZM2 81V80H1ZM24 81V82H25ZM76 81V80H75ZM111 81V80H110ZM120 81H122V80H120ZM146 81H148V80H146ZM151 81V80H150ZM161 81V80H160ZM214 81V80H213ZM3 82V81H2ZM18 82V81H17ZM26 82H28V81H26ZM25 82V83H26ZM33 82H34V80H33ZM32 82V83H33ZM81 82V81H80ZM106 82H107V79H106ZM109 82V81H108ZM113 83L115 82H118L117 80L115 81H112ZM141 82H142V80H141ZM230 83H232L231 85L232 86H234V87H238L239 86V81H237V79H236V77H233V79L231 80V81H229ZM1 83V82H0ZM7 83V82H6ZM5 83V84H6ZM9 83H12V82H9ZM15 83H16V81H15ZM14 83V84H15ZM102 83H104V81L102 82ZM110 83V82H109ZM143 83H144V81H143ZM149 83V82H148ZM151 83H153L152 81H151ZM160 83V82H159ZM158 83V84H159ZM243 83V82H242ZM4 84V83H3ZM14 84H13V87H14ZM22 84H24L23 82H22ZM28 84H30V83H28ZM39 84V83H38ZM88 84V83H87ZM94 84H96V83H94ZM111 84V83H110ZM155 84H157V83H155ZM161 84V83H160ZM45 85V84H44ZM85 85V84H84ZM88 85H91V84H88ZM93 85V84H92ZM105 85V84H104ZM116 85H118V84H116ZM142 85V84H141ZM140 85V86H141ZM144 85V84H143ZM1 86V85H0ZM4 86V85H3ZM16 86V85H15ZM21 86H24V85H21ZM26 86V85H25ZM24 86V87H25ZM35 86V85H34ZM37 86V85H36ZM48 86V85H47ZM46 86V87H47ZM87 86V85H86ZM121 86V85H120ZM119 86V87H120ZM148 86H149V84H148ZM153 86V85H152ZM152 86H150V87H152ZM159 86V85H158ZM174 86H176V89L174 88ZM11 87V86H10ZM12 87V88H13ZM31 87H33V86H31ZM38 87V89H39V86H37ZM46 87H45V89H46ZM80 87V86H79ZM83 87V86H82ZM91 87V86H90ZM154 87V86H153ZM170 87H172L174 90H172ZM26 88V87H25ZM34 88V87H33ZM41 88H42V86H41ZM44 88V87H43ZM93 88V87H92ZM117 88V87H116ZM121 88H122V86H121ZM132 88V87H131ZM1 89H2V87H1ZM4 89V91L6 90L5 88H3ZM2 89V90H3ZM17 89V88H16ZM21 89V88H20ZM32 89V88H31ZM37 89V90H38ZM96 89V88H95ZM97 89H99V88H97ZM109 89H110V87H109ZM114 89V88H113ZM139 89V88H138ZM10 89H8V91H9ZM14 90V89H13ZM37 90H33V92H36ZM43 90V89H42ZM61 91H62V89H60ZM80 90H81V87H80ZM101 90L102 89H100V93H101ZM120 90H122V89H120ZM3 91V92H4ZM20 91H22V90H20ZM28 91V89L26 90V92ZM43 91H45V90H43ZM48 91H49V89H48ZM93 91V90H92ZM108 91V90H107ZM117 91H119V90H117ZM16 92H18V90H16ZM29 93V95H30V91H28ZM33 92H31V93H33ZM46 92V91H45ZM85 92H87V91H85ZM103 92V91H102ZM2 93V92H1ZM6 93V92H5ZM24 93V92H23ZM22 93V94H23ZM62 94L64 93V91L63 92H61ZM88 93V92H87ZM97 93V92H96ZM105 93V92H104ZM117 93V92H116ZM119 93V92H118ZM153 93H155L154 95H153ZM3 94V93H2ZM8 94V93H7ZM17 94V93H16ZM44 94V93H43ZM55 94V93H54ZM91 94V93H90ZM90 94H88V95H90ZM94 94V93H93ZM108 94V93H107ZM1 95V94H0ZM25 95V97H27L26 96V94H23V96ZM33 95V94H32ZM58 95H60V94H58ZM95 95V94H94ZM111 95H114V93H113V91L111 92ZM111 95H109L110 97H111ZM121 95V94H120ZM2 96V95H1ZM22 96V98H24L25 99V97H23ZM31 96V95H30ZM35 96H39V95H37V94H35ZM45 96V95H44ZM44 96H43V98H44ZM56 96V95H55ZM64 94L62 95V97L64 98ZM92 96V95H91ZM102 96V95H101ZM104 96V95H103ZM140 96V95H139ZM19 97H20V95H19ZM51 97V96H50ZM90 97V96H89ZM93 97V96H92ZM97 97H98V95H97ZM113 97H116V96H113ZM113 97L112 98H110V99H113ZM141 97V96H140ZM10 97H8V99H9ZM13 98H15V97H13ZM21 98V97H20ZM19 98V99H20ZM33 98V97H32ZM49 98V97H48ZM58 98V97H57ZM77 98V97H76ZM100 98H102V97H100ZM4 99H6V98H4ZM7 99V100H8ZM23 99V100H24ZM27 99V98H26ZM30 99V97H28V100ZM37 99V98H36ZM38 99H39V97H38ZM42 99V98H41ZM44 99H46V98H44ZM44 99H42V100H44ZM107 99H109V98H107ZM109 99V100H110ZM11 100V99H10ZM28 100L25 102V103H27L28 102ZM69 100V99H68ZM80 100V99H79ZM125 100H126V98H125ZM2 101H4V100H2ZM13 101V100H12ZM15 101V100H14ZM13 101V102H14ZM18 101V100H17ZM20 101V100H19ZM25 101V100H24ZM32 101V100H31ZM36 101V100H35ZM77 101V100H76ZM80 101H82V100H80ZM104 101V100H103ZM111 101V100H110ZM11 102V101H10ZM9 102V103H10ZM47 102V101H46ZM49 102V101H48ZM105 102H107V101H105ZM109 102V101H108ZM107 102V103H108ZM117 102V101H116ZM118 102H119V100H118ZM64 103V102H63ZM8 104V103H7ZM12 104V103H11ZM14 104H15V102H14ZM18 104H20V103H18ZM18 104H15V105H18ZM21 104H22V99H21ZM34 104V103H33ZM33 104H31V107H33L32 105ZM45 104V103H44ZM66 104H68V103H66ZM82 104V103H81ZM1 105V104H0ZM137 105H139L140 106V108H139V106L138 107H136ZM200 105V106H199ZM2 106H4L3 104H2ZM9 106V105H8ZM7 106V107H8ZM28 106V105H27ZM55 106H56V104H55ZM67 106V105H66ZM84 106V105H83ZM83 106H82V108H83ZM86 106V105H85ZM10 107V106H9ZM12 107V106H11ZM21 107V106H20ZM19 107V108H20ZM24 107V106H23ZM89 107V106H88ZM136 107V108H135ZM151 107V106H150ZM17 108V107H16ZM25 108H26V106H25ZM77 108V107H76ZM86 108V107H85ZM92 108V107H91ZM90 108V109H91ZM94 108V107H93ZM142 108V109H141ZM4 109V108H3ZM7 109V108H6ZM5 109V110H6ZM58 109H59V107H58ZM61 109V108H60ZM78 109H79V107H78ZM126 109V108H125ZM2 110V109H1ZM0 110V111H1ZM11 110H13V109H11ZM19 110V112H21L22 110H20V109H18ZM23 110H25V109H23ZM30 110H32V108L30 109ZM80 110H84L85 112H86V110L85 109H81V107H80V109L79 110H77L78 112L80 111ZM26 111V110H25ZM50 111V110H49ZM197 111V112H198ZM3 112H4V110H3ZM27 112V111H26ZM30 112V111H29ZM28 112V113H29ZM32 112V111H31ZM74 112V111H73ZM73 112H72V114H73ZM81 112V111H80ZM89 112V111H88ZM1 113V112H0ZM10 113V112H9ZM75 113V112H74ZM91 113V112H90ZM123 113H125L124 111H123ZM145 114L143 115L144 116V118H145V115H146V112H144ZM148 113V112H147ZM8 114V113H7ZM6 114V115H7ZM14 114V113H13ZM77 114V113H76ZM80 114V113H79ZM87 114V113H86ZM119 114H121V113H119ZM129 114V113H128ZM244 114V113H243ZM11 115H12V112H11ZM22 115V114H21ZM45 116H46V114H44ZM43 115V116H44ZM123 115H125V114H123ZM123 115H121V116H123ZM132 115H130V116H132ZM17 115H15V117H16ZM23 116H25V115H23ZM31 116V115H30ZM43 116H41V117H43ZM79 116V115H78ZM80 116H81V114H80ZM86 116V115H85ZM180 116H182L179 120H178V118L180 117ZM195 116V115H194ZM199 116H201V115H199ZM6 117H8V116H6ZM26 117V116H25ZM24 117V118H25ZM32 117H33V115H32ZM75 117V116H74ZM118 117V116H117ZM116 117V118H117ZM120 117V116H119ZM118 117V118H119ZM126 117V116H125ZM30 118V117H29ZM51 118V117H50ZM87 118V117H86ZM86 118H85V120H86ZM128 118V117H127ZM132 118H133V116H132ZM157 118H159V121L157 120ZM247 118V117H246ZM9 119V118H8ZM37 119V118H36ZM39 119V118H38ZM123 119V118H122ZM124 119H126V118H124ZM149 119V118H148ZM149 119V120H150ZM153 119V120H152ZM4 120V122L6 121V119H3ZM10 120V119H9ZM15 120V119H14ZM17 120V119H16ZM26 120H28V119H26ZM47 120V119H46ZM54 120V119H53ZM71 120H72V118H71ZM75 120V119H74ZM84 120V119H83ZM144 120V119H143ZM159 122H157V121ZM167 121V126H161V125H159L160 124V122H162V121ZM177 120H178V122H177ZM241 120V119H240ZM47 121H49L50 122V120H47ZM78 121V120H77ZM89 121V120H88ZM116 121V120H115ZM120 121V120H119ZM137 121V120H136ZM135 121V122H136ZM145 121V120H144ZM238 121V120H237ZM10 122L11 121H9V122H7V124H10ZM22 122V121H21ZM72 122V121H71ZM111 122V121H110ZM134 122V124H136ZM177 122V123H176ZM241 122H242V124L240 123V122H237L236 124H234L233 125V130H232V133H230V135L228 136V138H226L227 140H226V150L224 151V154H223V157L221 158L220 156V158L221 159H223V160H226V162L225 161H223V160H221V159H218V163H217V161H216V163H215V166H214V168H213V170H212V175H211V177H210V179L212 180L211 181V184H212V186L210 187L209 185L210 184H208L207 186L208 187H206V188H208V189H205V190H207V193H208V191H209V195L207 196L204 192V194H205V196H206V198L205 197H203V196H201V197H203L202 199L204 200L205 199V203L203 204V202H202V204H203V208H202V210H200V213L201 214H199V217L196 219V220H194V221H192V220H188L187 222H185L184 224H182V225H184V227L182 228V229H180V231L178 232V233H176L175 232V230H174V232L175 233H172V238H174L173 239V241L170 243L171 244V247L170 248H168L169 249V252H168V257H169V262L168 263H170V264H177L178 263V260H177V255L179 256L180 254H181V252L183 251H181V249L183 248H181L180 246H182L183 244H185L186 242H187V240L188 241H190L191 240V245H190V249H189V253H190V255H188L187 256V258L189 257V256H193L195 253V255H196V262H194V261H187L185 264H196L197 263V261H198V263L197 264H213V260L210 262V261H208V254H207V252H208V244L210 243V241L211 240H213V244H214V246L217 248V250H219L220 251V254H219V256H220V261H219V264H223L224 263V254H227V256L229 257V261H232V263H234L236 260H240L241 261V259H238L237 257H238V254H234V253H232V252H229V247H230V249H231V246H232V244H230L231 243V238H230V232H229V230H231V228H233V231H234V229H237L236 228V225H239L238 223L239 222H241V220H243L242 218H240V214H239V212H240V210H241V206H240V202H239V197H238V185L237 184H235V186H233V182L231 181V179H230V174H229V171H228V162L229 163H231L230 162V157H231V155H233L234 153L233 152H236L237 153V148L238 147H236L237 146V142L239 141V137L241 136L240 134H241V128L243 127V120H241ZM245 122V121H244ZM15 121H14V126H15ZM28 123H30V122H28ZM27 123V124H28ZM31 123H34L35 124V122H33V121H31ZM56 123V122H55ZM67 123V122H66ZM65 123V124H66ZM80 123V122H79ZM86 123H87V121H86ZM17 124V123H16ZM51 124V123H50ZM85 124V123H84ZM92 124H94V123H92ZM147 124V123H146ZM254 124V123H253ZM18 125V124H17ZM17 125L15 126L16 127V130H17ZM30 125V124H29ZM32 125V124H31ZM36 125V124H35ZM52 125H55V124H53L52 123ZM67 125V124H66ZM73 125V124H72ZM71 125V126H72ZM76 125H77V123H76ZM79 125V124H78ZM82 124H80L79 126H81ZM87 125V124H86ZM86 125H84V126H86ZM89 125H91V124H89ZM97 125V124H96ZM95 125V126H96ZM114 125V122H113V124H112V126ZM118 125V124H117ZM129 125V124H128ZM132 125V124H131ZM152 125H142V126H151V128H152ZM8 126V125H7ZM33 126V125H32ZM32 126H30V127H32ZM70 126V127H71ZM78 126V127H79ZM93 126V125H92ZM124 126V125H123ZM133 126V125H132ZM138 126H140V125H138ZM137 126V127H138ZM246 126V125H245ZM73 127V126H72ZM91 127V126H90ZM97 127V126H96ZM135 127V126H134ZM251 127V126H250ZM13 128V127H12ZM25 128H27V126L25 125ZM74 128V127H73ZM73 128H72V130H73ZM77 128V127H76ZM86 128V127H85ZM155 128V127H154ZM153 128V129H154ZM165 128H166V130H165ZM226 128H228V127H226ZM244 128V127H243ZM2 129H3V127H2ZM29 129V128H28ZM111 129V128H110ZM116 129V128H115ZM132 130V129H131ZM250 130V129H249ZM0 131H1V129H0ZM2 131H4V130H2ZM76 131V130H75ZM78 132H79V130H77ZM84 131V130H83ZM128 131L130 132V130L128 129ZM127 131V132H128ZM245 133L246 134H244L243 136H242V141H241V144H239L240 146V148H239V150H240V152L241 153H243V152H245L246 150H248V149H246V145L248 144V142H249V135H250V132H248L247 131V129H245ZM10 132V131H9ZM77 132V133H78ZM96 132V131H95ZM132 132V131H131ZM214 132V131H213ZM217 132V131H216ZM222 132V131H221ZM82 133V132H81ZM88 133V132H87ZM110 133V132H109ZM27 134V133H26ZM30 134V133H29ZM48 134H49V132H48ZM93 134V133H92ZM99 134V133H98ZM111 134V133H110ZM159 134V135H160ZM1 135H3V133L1 134ZM0 135V136H1ZM24 135V134H23ZM97 135V134H96ZM121 135H124V133L123 134H121ZM22 136V135H21ZM92 136V135H91ZM111 136H113V135H111ZM125 136V135H124ZM129 136V135H128ZM127 136V137H128ZM130 136H131V134H130ZM217 136V135H216ZM215 136V137H216ZM246 136V137H245ZM24 137V136H23ZM96 137V136H95ZM161 137V136H160ZM211 137V136H210ZM213 137V136H212ZM231 137V138H230ZM249 137V138H248ZM12 138H13V136H12ZM48 138V137H47ZM90 138H93V136L92 137H90ZM115 138V137H114ZM130 138V137H129ZM133 138H135V137H133ZM229 138H230V140H229ZM0 139H2V141H3V138H0ZM4 139H6V138H4ZM62 139V138H61ZM60 139V140H61ZM100 139V138H99ZM128 139V138H127ZM170 139V138H169ZM83 140H85V139H83ZM101 140V139H100ZM9 141V140H8ZM67 141H69V140H67ZM95 141V140H94ZM109 141H110V139H109ZM155 141V140H154ZM166 141H168V138H167V140ZM208 146L210 147V146H212V143H213V141H212V138H210V139H208ZM4 142H6V141H4ZM64 142H65V140H64ZM71 142H73V141H71ZM120 142V141H119ZM125 142H126V140H125ZM131 142V141H130ZM142 142V141H141ZM9 143V142H8ZM101 143V142H100ZM215 143V142H214ZM239 143V142H238ZM73 144V143H72ZM98 144V143H97ZM158 144V143H157ZM6 145V144H5ZM86 145H88V144H86ZM132 145V144H131ZM207 145H206V147L204 148L205 149V151L206 152H209V153H205V158H204V160H203V162H202V164L205 166H207L208 167V163L210 162V160L213 158V156H215V150L214 149H211V150H209L208 148H207ZM249 145V144H248ZM111 146V145H110ZM109 146V147H110ZM13 147V146H12ZM3 148V147H2ZM7 148V147H6ZM102 148V147H101ZM110 148H112V147H110ZM216 148V147H215ZM8 149V148H7ZM7 149H5V150H7ZM150 149V148H149ZM149 149H148V151H149ZM152 149V148H151ZM153 149H154V147H153ZM216 149H218V148H216ZM222 149V148H221ZM235 149L237 150V151H235ZM97 150V149H96ZM106 150V149H105ZM104 150V151H105ZM107 150L109 151V149L107 148ZM116 150V149H115ZM129 150V149H128ZM220 150V149H219ZM102 153H103V148H102ZM101 151H100V154H101ZM147 151V150H146ZM221 151V150H220ZM219 151V152H220ZM249 151V150H248ZM1 152V151H0ZM107 152V151H106ZM105 152V154L107 155V153ZM110 152V151H109ZM130 152H131V150H130ZM239 152V151H238ZM240 152H239V155H240V157H241V154H240ZM75 153H76V151H75ZM77 153H78V150H77ZM113 153V152H112ZM116 153V152H115ZM97 154V153H96ZM95 154V155H96ZM109 154V153H108ZM114 154V153H113ZM129 154V153H128ZM213 154V155H212ZM238 154V153H237ZM246 154V153H245ZM1 155V154H0ZM22 155V154H21ZM102 155V154H101ZM100 155V156H101ZM105 155V157L107 158V156ZM110 155V154H109ZM123 155V154H122ZM204 155V154H203ZM76 156H77V154H76ZM103 156V155H102ZM115 156V155H114ZM209 156V157H208ZM210 156H212V157H210ZM217 156V155H216ZM1 157H3V156H1ZM5 157V156H4ZM4 157L2 158V159H4ZM18 157V156H17ZM105 157L103 156V160H105ZM109 157V156H108ZM116 157V156H115ZM24 158H25V154H24ZM202 158V157H201ZM249 158V157H248ZM248 158H247V160H248ZM1 159V158H0ZM26 159V158H25ZM122 159V158H121ZM238 159V158H237ZM217 160V159H216ZM220 160L221 161H223V163L221 164V166H220ZM246 160V159H245ZM11 161V160H10ZM17 161V160H16ZM26 161H29L28 159H26ZM63 160H58V164H59V162H62ZM102 161V160H101ZM110 161H112V160H110ZM249 161H250V159H249ZM14 162H15V160H14ZM113 162V161H112ZM117 162V161H116ZM213 162H215V161H213ZM246 162H248V161H246ZM6 163H7V161H6ZM97 163H99V161L97 162ZM107 163V162H106ZM241 163V162H240ZM239 163V164H240ZM251 163V162H250ZM8 164H9V161H8ZM11 164V163H10ZM96 164V163H95ZM102 165H104L103 163H101ZM110 164V163H109ZM214 164V163H213ZM1 165V164H0ZM3 165V164H2ZM111 165V164H110ZM119 165V164H118ZM238 164H236V166H235V168H234V171H235V174L237 175L236 176V178H235V182H237L238 183V176L240 177V175L239 174H241V176L243 177V178H247V174L246 173H248V172H250V170L249 169H242V167L240 166V165H238ZM242 165V164H241ZM15 167H16V165H14ZM59 166L60 167H62V164H59ZM96 166V165H95ZM105 166V165H104ZM213 166V165H212ZM8 166H6V168H7ZM10 167V166H9ZM20 167H22V165H20ZM93 167V166H92ZM102 167V166H101ZM114 167H116V166H114ZM201 167H203V166H201ZM201 167H198V168H200L201 169ZM211 167V166H210ZM238 167V168H237ZM26 168H28V167H26ZM94 168L95 167H93L92 169L94 170ZM16 169V168H15ZM15 169H12V170H15ZM29 169V168H28ZM33 169V168H32ZM97 169V168H96ZM116 169H118V168H116ZM120 169H123V168H119V170ZM231 169V168H230ZM241 169V170H240ZM20 170H21V168H20ZM34 170V169H33ZM109 170V168L107 167L106 169H105V172H107ZM118 170V171H119ZM22 171V170H21ZM25 171V170H24ZM30 171V170H29ZM89 171V170H88ZM97 171H99V169L97 170ZM96 171V172H97ZM112 171V170H111ZM123 171H125V169L123 170ZM204 171V170H203ZM7 172V171H6ZM5 172V173H6ZM90 172V171H89ZM114 172H116V171H114ZM126 172V171H125ZM125 172H124V174H125ZM201 172V171H200ZM231 172V171H230ZM12 173H14V172H12ZM22 173H23V171H22ZM27 173V172H26ZM38 173V172H37ZM101 173H103V171L101 172ZM111 173V172H110ZM119 173V172H118ZM196 173V172H195ZM20 174V173H19ZM89 174V173H88ZM87 174V175H88ZM94 174V173H93ZM116 174H117V172H116ZM124 174H123V176H124ZM232 174V173H231ZM22 175V174H21ZM38 175H40V174H38ZM37 175V176H38ZM105 175H107V174H105ZM104 175V176H105ZM200 175H202V174H200ZM233 175H234V173H233ZM247 175V176H246ZM2 176V175H1ZM25 176V175H24ZM30 176V175H29ZM100 176H102V175H100ZM194 176V175H193ZM71 177V176H70ZM113 177V176H112ZM122 177V176H121ZM241 177V178H242ZM250 177V176H249ZM82 178V177H81ZM92 178V177H91ZM94 178V177H93ZM92 178V179H93ZM109 178V177H108ZM123 178V177H122ZM192 178V177H191ZM234 178V177H233ZM12 179V178H11ZM72 179H73V177H72ZM75 179V178H74ZM87 179V178H86ZM91 179V180H92ZM106 179V178H105ZM110 179V178H109ZM188 179H190V176H188ZM202 179H203V177H202ZM202 179H201V181H202ZM249 179V178H248ZM0 180H1V178H0ZM95 180V179H94ZM104 180V179H103ZM192 180V179H191ZM199 179H198V177H193V180L190 182V181H187V184H189V187L191 188V194H193V193H195L196 191H198L197 189L198 188H200V187H196L195 185H196V183H197V181H198ZM234 180V179H233ZM13 181H15V179L13 180ZM90 181V179L88 180V182ZM101 182H99L98 184H96L97 183V180H95V186L93 185V189L90 191V193H88V194H85V195H89V196H92L93 198H92V200H94V199H96V198H98L97 197V195L99 194V193H101L100 194V200H98V202H96V204H95V206H98V205H100L101 206V204H103V202H102V198H103V191H105V189H107V190H110L111 188V185H113V182H109V181H102V180H100ZM114 181V180H113ZM123 181V180H122ZM246 181V182H245ZM82 182V181H81ZM125 182V181H124ZM249 181L247 180V179H244V181H243V190L242 191H244V193H245V197L247 198V200H248V204H249V208H250V210H251V212L252 213H249L250 215L251 214H253L254 213V211L253 210H255V208H256V200L254 199V193L252 192V189L250 188L251 187V184L249 185L250 187H248L247 185L249 184L248 183ZM252 183H253V181H251ZM74 183V182H73ZM76 183V182H75ZM210 183V182H209ZM23 184V183H22ZM26 184V182H24V185ZM116 184V183H115ZM122 184H124V183H122ZM122 184H120V185H122ZM199 184V183H198ZM200 184H201V182H200ZM16 185H18L19 186V184H18V182H17V184ZM73 185V184H72ZM88 185L90 186V184L88 183ZM87 185V186H88ZM118 185V184H117ZM191 185V186H190ZM76 186V185H75ZM86 186V187H87ZM124 186V185H123ZM80 187H81V185H80ZM253 187V186H252ZM6 188H7V186H6ZM8 188H9V186H8ZM7 188V189H8ZM119 188V187H118ZM122 188V187H121ZM195 188H196V191L195 192H193L194 190H195ZM233 188V189H232ZM27 189V188H26ZM123 189V188H122ZM186 189V188H185ZM254 189H255V187H254ZM15 190V189H14ZM70 190V189H69ZM82 190H84V189H82ZM180 190H182V188L180 189ZM17 191V190H16ZM76 191V190H75ZM75 191H74V194H75ZM200 191V190H199ZM252 192L251 194H249V192ZM255 191H256V189H255ZM79 192V191H78ZM77 192V193H78ZM87 192V191H86ZM86 192H82V193H86ZM6 193V192H5ZM107 193V192H106ZM190 193V192H189ZM7 194V193H6ZM115 194H116V199L117 200H121L122 199V193L120 192V191H118V190H116L115 191ZM186 194H188V192L186 193ZM195 194H197V192L195 193ZM201 194V193H200ZM203 194V195H204ZM252 194H253V196H252ZM77 195V194H76ZM79 195V194H78ZM84 195V194H83ZM105 195V194H104ZM175 195V194H174ZM177 195V194H176ZM175 195V196H176ZM190 195V194H189ZM244 195V194H243ZM6 196V195H5ZM9 196V195H8ZM4 197V196H3ZM7 197V196H6ZM6 197H5V199H6ZM36 197V196H35ZM34 197V198H35ZM73 197V196H72ZM75 197V196H74ZM83 197V196H82ZM85 197V196H84ZM181 197H182V195H181ZM199 197V196H198ZM15 198V197H14ZM18 198V197H17ZM37 198V197H36ZM35 198V199H36ZM79 198V197H78ZM78 198L76 199V200H78ZM81 198V197H80ZM88 198V197H87ZM109 198V197H108ZM138 198V197H137ZM136 198V199H137ZM177 197H175V199H176ZM245 198V199H246ZM82 199V198H81ZM89 199V198H88ZM171 199V198H170ZM179 199V198H178ZM199 199V198H198ZM244 199V200H245ZM7 200V199H6ZM11 200V199H10ZM15 199H13V201H14ZM39 200V199H38ZM84 200V199H83ZM185 200H187V199H185ZM184 200V201H185ZM202 200V201H203ZM246 200V201H247ZM0 201H1V198H0ZM50 201H52V200H50ZM50 201H49V203H50ZM72 201V200H71ZM81 201V200H80ZM90 201V200H89ZM106 201V200H105ZM197 201V200H196ZM10 202V201H9ZM8 202V203H9ZM19 202V201H18ZM73 202V201H72ZM71 202V203H72ZM79 202V201H78ZM82 202V201H81ZM126 202V201H125ZM176 202V200H174L173 201V205H171L170 207H168V209L170 210L169 211V213H168V216H166L167 218H166V222H167V224L166 225H168V226H170L173 222L172 221H174V220H176V219H178L177 218V212L179 211V216L182 218V217H185V216H187V214L191 211V210H193V208L192 207H194V205H195V202H194V194L192 195V196H190V200H187V201H185L184 203H178L179 205H177V203H175ZM178 202H180V201H178ZM182 202V201H181ZM224 202H226V203H228V205H229V207L228 208H226V207H224V208H226V210H222V208H221V204L222 203H224ZM2 203V202H1ZM47 202H45V204H46ZM53 203H55V202H53ZM64 203V202H63ZM74 203V202H73ZM85 203V202H84ZM130 203V202H129ZM201 202H199V204H200ZM3 204V203H2ZM81 204V203H80ZM135 203H133L132 204V206L134 205ZM9 205V204H8ZM21 205H22V203H21ZM32 205V204H31ZM47 205V204H46ZM56 205H58L57 204V202H56ZM60 205V204H59ZM64 206H65V204H63ZM78 205V204H77ZM90 205V204H89ZM123 205V204H122ZM228 205H226V206H228ZM40 206H41V204H40ZM51 206H54V205H51ZM67 206H70V204H69V201H68V205ZM82 206V205H81ZM109 206V205H108ZM118 206V205H117ZM129 206H130V204H129ZM174 206V207H173ZM225 206V205H224ZM15 207V206H14ZM49 207H50V205H49ZM63 207V206H62ZM73 208H74V205L72 206ZM167 207V206H166ZM65 208H67V207H65ZM81 208V207H80ZM86 208H87V206H86ZM124 208V207H123ZM123 208H120V210L118 209V214H120V213H123ZM126 208V207H125ZM124 208V209H125ZM179 208V210H176V209H178ZM195 208V207H194ZM88 209H90V208H88ZM87 209V210H88ZM91 209H94V207L92 208L91 207ZM91 209H90V211H91ZM101 209V208H100ZM99 209V210H100ZM127 209V208H126ZM248 209V208H247ZM35 210V209H34ZM42 210H43V208H42ZM52 210V209H51ZM73 210V209H72ZM246 210V209H245ZM79 211V210H78ZM77 211V212H78ZM127 211V210H126ZM247 211V210H246ZM35 212V211H34ZM76 212V214H78ZM99 212V211H98ZM36 213V212H35ZM49 213V212H48ZM51 213V212H50ZM66 213V212H65ZM101 213H102V211H101ZM108 213V212H107ZM37 214V213H36ZM44 214V213H43ZM45 214H47V212L45 213ZM44 214V215H45ZM88 214V213H87ZM94 214V213H93ZM115 214V213H114ZM193 214V213H192ZM248 214V213H247ZM249 214H248V216H249ZM44 215H41V216H44ZM82 215H83V213H82ZM245 215V214H244ZM114 216H116V214L114 215ZM114 216H113V218H114ZM253 216V215H252ZM252 216H249V218L250 217H252ZM45 217V216H44ZM81 217V216H80ZM106 217H108V216H106ZM106 217H104L103 219H105ZM191 217V216H190ZM66 218V217H65ZM186 218H188V217H186ZM248 218V219H249ZM111 219V218H110ZM253 219V218H252ZM81 220H82V218H81ZM80 220V221H81ZM96 220V219H95ZM244 220H245V218H244ZM243 220V221H244ZM250 220V219H249ZM33 221V220H32ZM83 221L84 220H82V223H83ZM90 221V220H89ZM88 221V222H89ZM110 221V220H109ZM251 221V220H250ZM85 222V221H84ZM86 222H87V220H86ZM93 223H95V222H93ZM178 223V222H177ZM76 224H77V222H76ZM80 224V223H79ZM101 224V223H100ZM231 224L233 225V226H231ZM246 224V223H245ZM245 224H243V225H245ZM11 225V224H10ZM10 225H9V227H10ZM89 225V224H88ZM88 225H87V227H88ZM60 226H63L62 224L60 225ZM66 226V225H65ZM168 226H167V228H168ZM67 228L69 227V226H66ZM105 227V226H104ZM182 227V226H181ZM244 227V226H243ZM56 228H57V226H56ZM67 228H65V229H67ZM70 228V227H69ZM68 228V229H69ZM101 228H103L102 226H101ZM162 228V227H161ZM159 229V233H158V235H156V237H155V239L153 240V242H144L143 243V246L141 247V249H142V251L141 252H139L140 253V255H139V257H142V258H146V261L144 262V264H150L151 262H152V260H151V257L148 259V256H149V253H150V250H152L151 251V254H154V247H155V244H154V242H155V240H158V239H162V237H163V231H165L164 230V228H162V229ZM59 229V228H58ZM62 229V228H61ZM99 229H100V227H99V224H93L91 227H89L88 228V231H90L91 232V236H89V237H86V240L88 241V242H91V243H93L94 241H96V238L98 237V234H99ZM107 229V228H106ZM60 230V229H59ZM58 230V231H59ZM73 230V228L71 229V232H74V231H72ZM101 230V229H100ZM104 230V229H103ZM56 231H57V229H56ZM70 231V230H69ZM65 232V231H64ZM63 232V233H64ZM75 232H76V230H75ZM113 232L115 233V232H118V230H113ZM113 232H111V234H109L108 235V237H106L105 239H104V246H105V248H107V249H105V252L109 255L110 253H112L113 251L112 250H114L115 249V244H114V247H113V245H109V242H111V241H113L114 240V238L118 235L117 233H113ZM62 233V234H63ZM77 233H79V232H77ZM113 234H114V236H113ZM117 234V235H116ZM64 235V234H63ZM80 235V234H79ZM82 236V235H81ZM67 237V236H66ZM70 237V236H69ZM68 237V238H69ZM91 237V238H90ZM240 237H242V233L239 231V230H237V233H236V235L233 237V239L235 240V243L237 244V242H238V244H237V246L239 247V244H241V241L242 240H240ZM76 238V237H75ZM243 238H244V235H243ZM84 239V238H83ZM61 240V239H60ZM72 240V239H71ZM78 243H77V248H76V250L72 253V255H70V256H72V257H77V258H79L80 259V254L83 252V251H81L80 249H82V248H85V247H82V246H80V241H79V237H78ZM122 240V239H121ZM171 240V239H170ZM234 240L232 241V242H234ZM73 241V240H72ZM98 241V240H97ZM119 242V241H118ZM55 243V242H54ZM64 242H63V240H61V244H63ZM86 243V242H85ZM120 243H122V241L121 242H119V244ZM60 244V245H61ZM119 244H117V247L119 246ZM123 244H124V242H123ZM83 245V244H82ZM154 245V246H153ZM212 245V244H211ZM231 245V246H230ZM234 245V244H233ZM213 246V247H214ZM214 247V248H215ZM93 248V247H92ZM119 248V247H118ZM87 249H88V247H87ZM102 249V248H101ZM121 249V248H120ZM123 249H124V247H123ZM140 249V250H141ZM90 250V249H89ZM97 250V249H96ZM119 250V249H118ZM235 250V249H234ZM231 251H232V249H231ZM72 252V251H71ZM184 252V251H183ZM121 253H122V250H121ZM120 253V254H121ZM242 254H244V251H243V253ZM94 255V254H93ZM97 255V254H96ZM262 255V254H261ZM83 256V255H82ZM239 256H241L240 258H242V256H244V255H239ZM200 257V259H198ZM194 258H195V256H194ZM244 258V257H243ZM263 258H264V253H263V257L261 258V260H260V262H264L263 261ZM96 259H98L97 257H96ZM190 259V258H189ZM69 260H70V258H69ZM102 260V259H101ZM106 260H108V259H106ZM105 260V261H106ZM98 261V260H97ZM243 261V260H242ZM69 261H67V263H68ZM237 262H239V261H236V263ZM91 263V262H90ZM95 263V262H94ZM97 263V262H96ZM157 263L158 264H164V261H163V258H161V259H159L158 261H157ZM235 263V264H236ZM105 264V263H104Z\"/></svg>",
    "mask_w": 264,
    "mask_h": 264
},
{
    "label": "water",
    "instance_id": "95a60500",
    "mask_svg": "<svg viewBox=\"0 0 264 264\" xmlns=\"http://www.w3.org/2000/svg\"><path fill=\"white\" fill-rule=\"evenodd\" d=\"M263 262H259L258 264H262Z\"/></svg>",
    "mask_w": 264,
    "mask_h": 264
}]
</instances>
